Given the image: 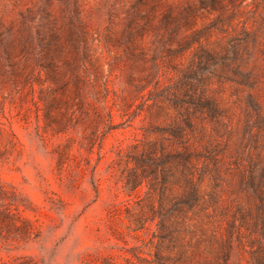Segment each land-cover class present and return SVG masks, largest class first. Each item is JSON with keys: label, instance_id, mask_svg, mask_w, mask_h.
Segmentation results:
<instances>
[{"label": "rangeland", "instance_id": "1", "mask_svg": "<svg viewBox=\"0 0 264 264\" xmlns=\"http://www.w3.org/2000/svg\"><path fill=\"white\" fill-rule=\"evenodd\" d=\"M171 127L216 158L202 181L226 206L214 229L233 221L249 264L264 0H0V264H179L180 243L156 235L150 176L125 186L151 146L179 147Z\"/></svg>", "mask_w": 264, "mask_h": 264}, {"label": "trees", "instance_id": "2", "mask_svg": "<svg viewBox=\"0 0 264 264\" xmlns=\"http://www.w3.org/2000/svg\"><path fill=\"white\" fill-rule=\"evenodd\" d=\"M169 132L179 147L170 151L162 144L158 155L156 147L151 146L139 159L141 175L135 176L131 184L127 181L125 186L134 188L141 183L140 178L150 176L148 191L150 194L156 193L158 198V207L152 208L151 217L158 218L156 235L166 248L180 243L181 247L173 257L179 264H241L233 255L237 245L243 249L246 246L240 232L233 237V221H227L223 230L214 229L215 216L223 217L226 206H219L216 191L202 187L203 179L211 172L209 162L216 169V158L211 150H200L189 144L185 128L171 127ZM200 158L205 161L201 166L198 163ZM157 166L160 167L159 170ZM172 179L180 182L179 192H172L168 187ZM254 185L252 182V186ZM258 197L262 201L260 192ZM260 209L251 225V231L259 234L249 239V248L246 249L249 264H264L263 205ZM170 256L155 253L158 264H165Z\"/></svg>", "mask_w": 264, "mask_h": 264}]
</instances>
